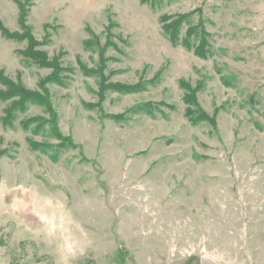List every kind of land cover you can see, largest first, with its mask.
I'll list each match as a JSON object with an SVG mask.
<instances>
[{
	"label": "rangeland",
	"instance_id": "obj_1",
	"mask_svg": "<svg viewBox=\"0 0 264 264\" xmlns=\"http://www.w3.org/2000/svg\"><path fill=\"white\" fill-rule=\"evenodd\" d=\"M0 23V71L52 106L0 100V264H264V0H0Z\"/></svg>",
	"mask_w": 264,
	"mask_h": 264
},
{
	"label": "trees",
	"instance_id": "obj_2",
	"mask_svg": "<svg viewBox=\"0 0 264 264\" xmlns=\"http://www.w3.org/2000/svg\"><path fill=\"white\" fill-rule=\"evenodd\" d=\"M19 4L21 7V3H19ZM23 16H24V12L21 13V17H20V23L21 24L23 23ZM167 20H169V19L166 18L165 21H167ZM180 24H181V21L179 19V20L175 21V23L170 24L169 27H165V30H166L167 34H169L172 42H176L178 40V35L174 31V29L176 30L177 28H179ZM0 30L4 36L12 38V36L9 34L8 30H6L2 26L1 23H0ZM204 38L201 41V44L203 46H205ZM28 39H29L30 45H29V48L26 52V56L28 58H31L32 60H34L35 62L39 63L42 66L52 68L53 69V75L51 76V80L54 82H58L59 81L58 74L60 72V68H59L57 62L56 61H50L49 62L47 59V56L44 53L36 51L35 48H36V46H38V43L34 40V38L32 36H29ZM186 46L190 48V45H186ZM202 49H203V47L202 48H196L195 52L198 56L205 58L206 55L202 51ZM0 82L8 89V91L5 93L0 92V100H8V99H11L14 97H19L24 102H27L30 100H35L37 103L46 106L48 111H50L52 113V106L49 102L48 95L46 92H44L43 94L30 92V91L24 89L20 84H16L12 80H10L7 76H5L3 71H0ZM57 137H60L59 134H57ZM31 147L34 150H39L42 146H39L35 143H32Z\"/></svg>",
	"mask_w": 264,
	"mask_h": 264
}]
</instances>
